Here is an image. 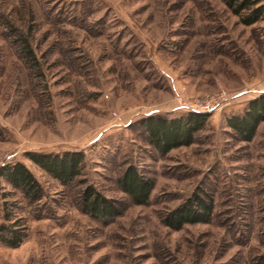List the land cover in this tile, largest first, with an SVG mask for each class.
<instances>
[{"label": "rangeland", "instance_id": "rangeland-1", "mask_svg": "<svg viewBox=\"0 0 264 264\" xmlns=\"http://www.w3.org/2000/svg\"><path fill=\"white\" fill-rule=\"evenodd\" d=\"M261 3L245 24L226 0H0V167L23 163L42 193L0 176V264H264V120L250 141L227 124L264 92ZM188 112L206 114L194 141L155 150L142 119ZM64 151L83 152L70 184L28 156ZM130 164L153 182L145 204L117 184ZM86 185L121 213H84ZM201 190L210 220L166 226Z\"/></svg>", "mask_w": 264, "mask_h": 264}, {"label": "trees", "instance_id": "trees-1", "mask_svg": "<svg viewBox=\"0 0 264 264\" xmlns=\"http://www.w3.org/2000/svg\"><path fill=\"white\" fill-rule=\"evenodd\" d=\"M232 11L241 16L245 24L255 22L263 12L261 0H226ZM248 10L245 15L243 11ZM22 53L32 57V50L27 39L19 41ZM206 114L188 112L176 118L148 115L142 119L141 126L145 129L153 148L165 153L172 148L189 145L194 141L195 133L202 127ZM264 120V92L249 101L245 111L240 115L228 117L227 124L244 141H250L258 124ZM29 158L50 175L63 184H70L80 173L83 160L81 151H64L62 153H30ZM0 176L14 187L20 189L31 202H36L41 196V187L30 170L21 162L8 163L0 167ZM117 184L126 193L131 202L136 205L145 204L153 187L149 177H145L136 166L130 164L117 177ZM81 210L100 220L113 218L122 211L114 200L99 193L92 185H86L79 193ZM213 200L209 193L201 190L193 192L180 204L167 211L163 217L164 223L174 230L180 229L186 223L207 222L212 216ZM10 231V229L8 230ZM20 233L12 230L8 241L16 245L20 241Z\"/></svg>", "mask_w": 264, "mask_h": 264}, {"label": "built area", "instance_id": "built-area-1", "mask_svg": "<svg viewBox=\"0 0 264 264\" xmlns=\"http://www.w3.org/2000/svg\"><path fill=\"white\" fill-rule=\"evenodd\" d=\"M196 102H198L199 103V101H196ZM206 103H204V106L206 107V108H209V100L208 101H205ZM196 105V103L193 105V106H195Z\"/></svg>", "mask_w": 264, "mask_h": 264}]
</instances>
